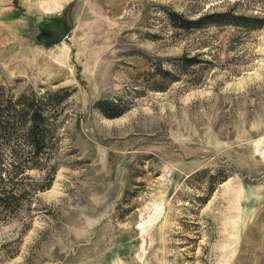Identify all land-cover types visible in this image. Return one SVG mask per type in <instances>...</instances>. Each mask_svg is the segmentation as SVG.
I'll use <instances>...</instances> for the list:
<instances>
[{"label": "rangeland", "instance_id": "obj_1", "mask_svg": "<svg viewBox=\"0 0 264 264\" xmlns=\"http://www.w3.org/2000/svg\"><path fill=\"white\" fill-rule=\"evenodd\" d=\"M68 6L36 43L24 10ZM262 21L264 0H0V91L67 94L43 152H0V264H264Z\"/></svg>", "mask_w": 264, "mask_h": 264}, {"label": "trees", "instance_id": "obj_2", "mask_svg": "<svg viewBox=\"0 0 264 264\" xmlns=\"http://www.w3.org/2000/svg\"><path fill=\"white\" fill-rule=\"evenodd\" d=\"M171 20L175 23V25L179 27L189 26L194 27V22H188L183 19H179V17L175 13L169 14ZM209 18H219L225 24L239 26V27H252L250 24L253 20L245 17L233 16L230 14H214L210 15ZM226 18V19H225ZM229 18V20L227 19ZM175 19V20H174ZM177 21V22H176ZM221 21V22H222ZM211 23L217 24L215 20H212ZM264 21L260 22V26H262ZM185 28V29H186ZM60 92L54 93H45L43 95H38L35 92H31L30 95L22 94L20 96L14 97L11 95L6 96L4 92L0 91V152L3 151V147L7 144L10 145L11 141H15L18 143L26 144L29 147L30 153H32V157H37L41 152L46 149L47 140H48V128L50 123L51 114L49 111V106L53 104L62 103L67 94L60 95ZM109 102L102 101L97 105L101 112L108 118H115L119 115V113L107 114L108 111H112L109 107ZM108 105L106 108L104 106ZM121 113V112H120ZM24 129L20 132V129ZM19 131V132H18ZM23 133V134H21ZM19 143L18 145H20ZM3 160H1L0 155V164ZM0 186L3 182L1 180V172H0ZM4 202L5 199L2 200L0 198V203Z\"/></svg>", "mask_w": 264, "mask_h": 264}, {"label": "water", "instance_id": "obj_3", "mask_svg": "<svg viewBox=\"0 0 264 264\" xmlns=\"http://www.w3.org/2000/svg\"><path fill=\"white\" fill-rule=\"evenodd\" d=\"M70 6L58 15L47 16L39 13L37 16L28 9L24 14L29 18V24L33 29V40L47 48L61 43L71 31L69 20Z\"/></svg>", "mask_w": 264, "mask_h": 264}]
</instances>
